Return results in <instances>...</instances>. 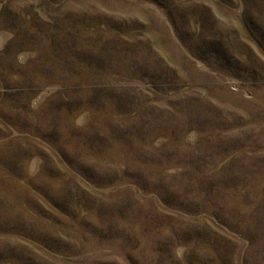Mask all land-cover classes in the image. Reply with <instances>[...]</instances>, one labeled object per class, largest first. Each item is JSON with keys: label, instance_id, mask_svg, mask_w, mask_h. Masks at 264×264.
<instances>
[{"label": "rangeland", "instance_id": "obj_1", "mask_svg": "<svg viewBox=\"0 0 264 264\" xmlns=\"http://www.w3.org/2000/svg\"><path fill=\"white\" fill-rule=\"evenodd\" d=\"M0 264H264V0H0Z\"/></svg>", "mask_w": 264, "mask_h": 264}]
</instances>
